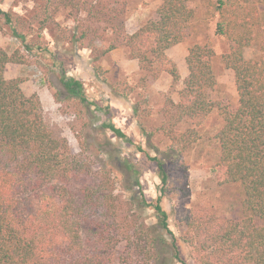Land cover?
<instances>
[{"label": "trees", "instance_id": "trees-1", "mask_svg": "<svg viewBox=\"0 0 264 264\" xmlns=\"http://www.w3.org/2000/svg\"><path fill=\"white\" fill-rule=\"evenodd\" d=\"M34 20L45 26L60 7H72L77 13L90 15L88 0H40ZM264 0H230L219 8L218 31L231 44L222 55L223 63L233 71L238 100L234 108L220 109L221 124L215 134L218 160L215 174L219 185L239 184L243 216L223 221L187 216L186 230L171 236L174 256L178 257L176 242L188 246V259L194 264H264V59H245L244 48L255 39L253 27L264 24ZM101 12V11H99ZM98 12V13H99ZM4 23L11 33L24 41L18 26L20 17L0 9ZM97 14V12H96ZM113 18V17H112ZM194 18L188 0H160L156 16L132 33L117 28L121 34L113 39L108 50L118 46L128 49L140 70L156 77L168 72L173 82L179 79L175 64L166 51L181 43ZM82 38V35L81 37ZM26 48L30 46L26 43ZM18 51L8 54L0 47V264H132L130 253L146 261L159 258L167 240L147 232L134 230L139 241L124 231L120 235H104L102 247L91 253L81 251L82 219L86 210L98 208L103 202L109 211L113 196L94 195L99 184H83L74 191L71 181L89 177V167L73 155L65 139H56L47 129L37 94L26 96L20 79L4 77L9 62H21ZM214 51L206 44L195 43L188 48L185 63L188 74L183 79L178 102L169 100L165 122L158 129L171 139L170 150L183 151L198 138V128L214 108L209 90L214 87L212 71ZM100 80L101 67H94ZM101 76V77H100ZM68 98L81 96L82 83L75 78L62 77ZM126 86L125 92H130ZM84 100V98H83ZM136 111V110H135ZM189 121L184 129L179 125ZM142 132H146L139 124ZM117 137L125 133L112 123L106 124ZM156 161L161 182L160 194L154 202H145L155 210L160 229L171 233L168 213L161 200L166 192L169 174L161 157ZM100 188H102L100 186ZM102 205V204H101ZM82 217V219H81ZM115 230V224L107 223ZM138 235V236H137ZM142 241V242H140ZM123 243L125 255H117L118 243ZM149 246L153 249L150 253ZM159 264H164L160 262Z\"/></svg>", "mask_w": 264, "mask_h": 264}, {"label": "rangeland", "instance_id": "rangeland-1", "mask_svg": "<svg viewBox=\"0 0 264 264\" xmlns=\"http://www.w3.org/2000/svg\"><path fill=\"white\" fill-rule=\"evenodd\" d=\"M88 1L92 4L90 15L84 10L76 13L70 6L60 7L41 26L34 20L40 0H0L1 10L24 22L18 26L24 35L21 41L11 33L0 13V47L8 54L18 51L21 60L7 63L4 77L20 79L26 96L38 95L47 129L56 139H65L71 153L89 167V177L73 179L70 187L76 191L83 184H99L102 188L99 186L94 197L113 196L114 206L109 211L102 202L98 208L86 210V218L81 217V251L95 252L102 247L103 234L121 236L127 230L137 242V229L145 237V232L150 235L153 231L167 242H155V247H161V251L157 250L159 258L144 261V254L130 253L128 261L132 264H194L188 259L187 245L176 242V257L170 243L172 234L178 236L186 230L187 216L219 222L243 216L240 185H219L215 174L219 151L215 134L221 124L220 109H232L238 100L233 71L222 60L231 44L217 28L219 8L230 0H188L194 18L186 37L166 51L179 73L177 82L168 72L153 77L140 70L137 60L129 56L124 46L108 50L111 41L121 35L117 28L134 32L156 16L160 0ZM253 31L255 39L244 48L243 56L264 59V24L255 25ZM195 43L206 44L214 51L211 65L215 84L209 90L214 108L199 126L198 138L191 145L183 151L170 150L171 139L158 129L165 122V110L170 109L168 101L179 100L183 79L188 74L185 56ZM94 67H101L105 82ZM63 76L81 81V96L68 98ZM126 86L132 87L128 93L124 91ZM108 123L119 127L128 140L111 132L106 127ZM188 126L189 121L179 125L182 129ZM148 155L161 157L169 174L161 203L168 213L171 233L160 229L155 210L144 204L154 202L161 187L156 161ZM107 223H114L115 230ZM122 244L119 242L116 247L117 255L127 252ZM146 249L153 252L149 246Z\"/></svg>", "mask_w": 264, "mask_h": 264}]
</instances>
